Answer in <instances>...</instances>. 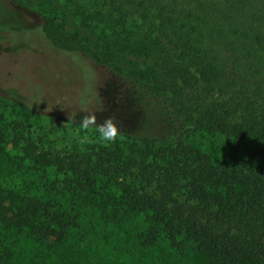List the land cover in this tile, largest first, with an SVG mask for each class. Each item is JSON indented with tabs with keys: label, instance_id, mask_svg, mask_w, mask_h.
Masks as SVG:
<instances>
[{
	"label": "trees",
	"instance_id": "1",
	"mask_svg": "<svg viewBox=\"0 0 264 264\" xmlns=\"http://www.w3.org/2000/svg\"><path fill=\"white\" fill-rule=\"evenodd\" d=\"M104 1L116 23L141 30L143 47L156 52L155 67H107L139 104L137 126L108 147L94 131L84 145L61 148L14 123L21 155L7 159L10 172L0 178V264L28 243L70 258L74 231L87 235L84 208L113 223L146 215L142 247L164 240L211 264H264V0ZM35 29L84 72L98 63L50 20ZM84 115L62 119L79 125ZM4 136L0 127V151ZM219 138L228 161L210 150ZM95 176L116 191L96 190Z\"/></svg>",
	"mask_w": 264,
	"mask_h": 264
},
{
	"label": "rangeland",
	"instance_id": "2",
	"mask_svg": "<svg viewBox=\"0 0 264 264\" xmlns=\"http://www.w3.org/2000/svg\"><path fill=\"white\" fill-rule=\"evenodd\" d=\"M45 19L61 27L99 59L98 63H91V72L76 65L72 70L63 69L39 57L33 47L27 49L34 55L13 53L16 48L2 42L6 29H34ZM142 35L141 30L116 23L104 0H0V127L6 141L0 151V178H7L10 172L7 159L21 155L12 146L11 127L18 121L28 136H43L45 142L61 148L78 141L79 135V125H71L62 117H74L85 109L95 112L98 122L113 115L121 130L137 126L139 104L107 67H119L123 72L132 68V62L141 67L134 65L138 70L145 65L155 67L156 52L143 47ZM15 98L38 107V112L25 108ZM94 131L90 129L83 135L91 137ZM95 136L97 139L98 134ZM208 142L217 157L229 160L230 150L220 138ZM247 153V146L237 150L239 156ZM93 185L96 190L116 191V186L101 176H95ZM80 211L79 226L87 235L83 238L74 231L73 242H77L70 258L62 248L51 252L41 246L35 250L34 244L28 243L22 251H9V264H211L204 254L187 247L176 249L164 240L150 248L142 247L138 235L148 226L144 214L113 223L88 209Z\"/></svg>",
	"mask_w": 264,
	"mask_h": 264
},
{
	"label": "flooded vegetation",
	"instance_id": "3",
	"mask_svg": "<svg viewBox=\"0 0 264 264\" xmlns=\"http://www.w3.org/2000/svg\"><path fill=\"white\" fill-rule=\"evenodd\" d=\"M3 36L4 38L1 39L2 42L13 45L16 48L13 53H28L29 55H34L36 53L30 52L27 49V47H33L35 52L38 51L39 57L57 66H61L63 69L72 70L74 65L79 66L65 52L54 46L49 47L48 41H46L40 30L28 29L21 33L15 29L8 28L3 33Z\"/></svg>",
	"mask_w": 264,
	"mask_h": 264
},
{
	"label": "clouds",
	"instance_id": "4",
	"mask_svg": "<svg viewBox=\"0 0 264 264\" xmlns=\"http://www.w3.org/2000/svg\"><path fill=\"white\" fill-rule=\"evenodd\" d=\"M85 115L81 118L78 127V142L84 145L88 142V137L83 135L90 129H94L98 133L97 140L104 147H108L115 143L121 137V128L118 120L113 115L107 116L102 122H98L95 112L84 110Z\"/></svg>",
	"mask_w": 264,
	"mask_h": 264
}]
</instances>
